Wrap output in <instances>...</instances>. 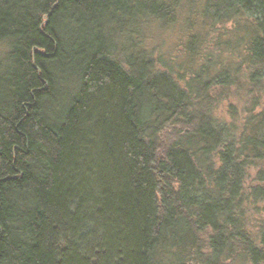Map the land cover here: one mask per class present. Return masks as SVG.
<instances>
[{"label":"trees","instance_id":"trees-1","mask_svg":"<svg viewBox=\"0 0 264 264\" xmlns=\"http://www.w3.org/2000/svg\"><path fill=\"white\" fill-rule=\"evenodd\" d=\"M192 3L177 61L145 27L181 0H0V264H264V109L222 124L211 98L263 84L264 0Z\"/></svg>","mask_w":264,"mask_h":264},{"label":"rangeland","instance_id":"rangeland-1","mask_svg":"<svg viewBox=\"0 0 264 264\" xmlns=\"http://www.w3.org/2000/svg\"><path fill=\"white\" fill-rule=\"evenodd\" d=\"M181 2V10L183 12L176 25H163L161 27L157 20H152L151 24L145 27V36L148 44H150L156 56L164 54L163 57L174 58L178 61L182 60L186 54L185 45L190 38L189 33L186 31V19L190 14L189 11L193 3L191 4V0H181ZM233 25V23H228L223 27L218 26L217 30L220 31L219 33L225 34L233 29ZM198 29L196 28V31ZM194 32L195 30L193 29L192 33ZM214 35L215 33H213ZM212 41L210 39L206 43L203 40L202 46L206 51L214 52L216 50ZM219 55L222 56V59H226L223 58L225 56L223 53ZM242 83L248 84L247 86L237 84L228 87H213L211 93L212 104L214 105L213 114L218 122L231 125L237 120L238 125L241 126L245 117L250 115L247 109L254 107L256 112L264 109V82L260 88L252 86L249 80L242 79ZM256 100L257 102H255ZM255 103L258 104L255 105ZM261 176L264 177V162L251 168L244 180L245 215L247 216L248 229L255 236L258 235L264 226V178H261Z\"/></svg>","mask_w":264,"mask_h":264}]
</instances>
